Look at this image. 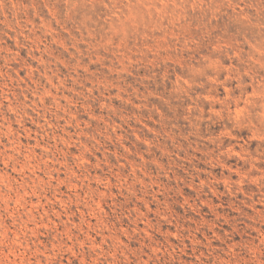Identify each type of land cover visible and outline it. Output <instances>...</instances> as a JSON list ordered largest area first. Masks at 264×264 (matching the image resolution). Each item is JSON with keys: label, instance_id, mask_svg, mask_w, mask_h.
Listing matches in <instances>:
<instances>
[{"label": "rangeland", "instance_id": "374dc122", "mask_svg": "<svg viewBox=\"0 0 264 264\" xmlns=\"http://www.w3.org/2000/svg\"><path fill=\"white\" fill-rule=\"evenodd\" d=\"M0 264H264V0H0Z\"/></svg>", "mask_w": 264, "mask_h": 264}]
</instances>
